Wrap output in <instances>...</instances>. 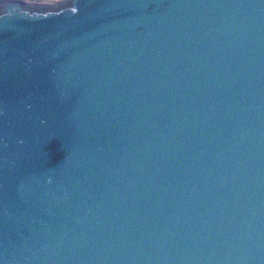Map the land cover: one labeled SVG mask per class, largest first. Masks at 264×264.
Returning <instances> with one entry per match:
<instances>
[{"label": "water", "instance_id": "1", "mask_svg": "<svg viewBox=\"0 0 264 264\" xmlns=\"http://www.w3.org/2000/svg\"><path fill=\"white\" fill-rule=\"evenodd\" d=\"M0 264H264V0L0 3Z\"/></svg>", "mask_w": 264, "mask_h": 264}, {"label": "rangeland", "instance_id": "2", "mask_svg": "<svg viewBox=\"0 0 264 264\" xmlns=\"http://www.w3.org/2000/svg\"><path fill=\"white\" fill-rule=\"evenodd\" d=\"M9 1H20L28 5L56 6L66 2L67 0H0V3Z\"/></svg>", "mask_w": 264, "mask_h": 264}]
</instances>
